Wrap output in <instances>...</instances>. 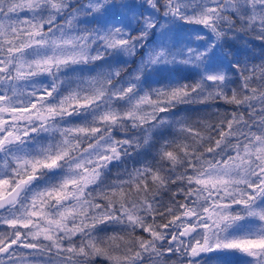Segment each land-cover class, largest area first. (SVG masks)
Returning <instances> with one entry per match:
<instances>
[{"label":"snow or ice","instance_id":"1","mask_svg":"<svg viewBox=\"0 0 264 264\" xmlns=\"http://www.w3.org/2000/svg\"><path fill=\"white\" fill-rule=\"evenodd\" d=\"M209 254L264 264V0H0V264Z\"/></svg>","mask_w":264,"mask_h":264},{"label":"trees","instance_id":"2","mask_svg":"<svg viewBox=\"0 0 264 264\" xmlns=\"http://www.w3.org/2000/svg\"><path fill=\"white\" fill-rule=\"evenodd\" d=\"M20 15L23 18L24 13H21ZM260 54H261V49L259 46V42L253 41L252 42V49L249 53H247V55L257 57V59H254L252 62L253 63H259L260 61L258 58H259ZM133 67H134V65H133ZM221 103H223V102L221 101ZM226 107L230 108L231 106H226ZM114 171H116V170H114ZM165 201H167V196H165ZM117 243H120V242L117 241ZM25 251H27V250H25ZM173 260L175 261V260H177V258L173 257ZM97 264H108V262L103 257H98L97 258ZM202 264H218V261L213 257L212 254H209V257L205 258V260L202 261Z\"/></svg>","mask_w":264,"mask_h":264}]
</instances>
